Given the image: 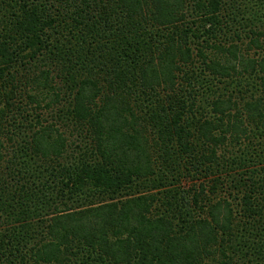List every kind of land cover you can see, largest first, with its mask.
Segmentation results:
<instances>
[{"label":"trees","instance_id":"1","mask_svg":"<svg viewBox=\"0 0 264 264\" xmlns=\"http://www.w3.org/2000/svg\"><path fill=\"white\" fill-rule=\"evenodd\" d=\"M0 264H264V0H0Z\"/></svg>","mask_w":264,"mask_h":264}]
</instances>
